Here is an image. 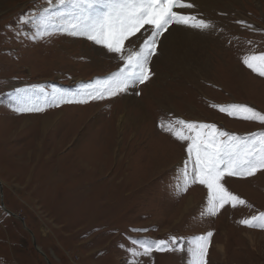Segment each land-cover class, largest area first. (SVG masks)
Masks as SVG:
<instances>
[{
    "label": "rangeland",
    "instance_id": "374dc122",
    "mask_svg": "<svg viewBox=\"0 0 264 264\" xmlns=\"http://www.w3.org/2000/svg\"><path fill=\"white\" fill-rule=\"evenodd\" d=\"M44 4L0 0V264H192L188 247L209 231L207 264H264V229L240 223L264 212V170L225 177V187L247 204L208 215L206 186L181 190L187 142L160 127L162 119H182L240 136L264 133V123L219 110L244 104L264 113V77L243 63L264 53V0L193 2L185 11L213 27L166 32L145 83L105 99L18 113L10 107L17 88L77 91L123 65L84 37L29 39L35 24L20 17ZM172 236L182 238L183 251H129L134 240Z\"/></svg>",
    "mask_w": 264,
    "mask_h": 264
},
{
    "label": "snow or ice",
    "instance_id": "6c2138e0",
    "mask_svg": "<svg viewBox=\"0 0 264 264\" xmlns=\"http://www.w3.org/2000/svg\"><path fill=\"white\" fill-rule=\"evenodd\" d=\"M57 6H60V11H51ZM193 8L195 5L189 0H45L44 6L35 15L20 17L23 24H35L29 39L42 40L58 34L84 37L102 46L108 53L117 54L123 65L116 72L103 79L97 78L77 91L58 87L47 91L43 85L17 88L10 107L18 113H39L64 103L105 99L145 83L152 75L150 64L161 37L172 25L199 30L213 27L206 19L185 14V10ZM24 35L27 36V33ZM243 63L264 77V53L246 55ZM219 110L230 116L264 123V113L248 105L219 106ZM160 127L179 141L187 142L181 190L187 191L190 185L196 183L206 186L208 215H217L226 205L237 207L247 204L246 200L230 192L222 181L225 177H252L264 170V133L240 136L221 130L216 124L182 119H162ZM240 223L264 229V212L242 219ZM212 236L209 231L191 242L187 251L192 264H207ZM183 250L184 242L177 236L153 242L134 240L129 249L133 257L150 256L153 251Z\"/></svg>",
    "mask_w": 264,
    "mask_h": 264
},
{
    "label": "bare ground",
    "instance_id": "6f19581e",
    "mask_svg": "<svg viewBox=\"0 0 264 264\" xmlns=\"http://www.w3.org/2000/svg\"><path fill=\"white\" fill-rule=\"evenodd\" d=\"M189 2L193 3L196 5V6H201L202 5V0H189ZM191 12V11H189ZM185 14H188V12L185 11ZM173 30H179V31H182V30H187L185 29L184 25H173L169 31L166 33L167 35H172L173 33ZM163 109L167 110V108H170V104L168 105H165V107L162 106ZM62 111V109L60 110H57V111H54V112H60ZM47 123V122H46ZM45 127V126H44ZM43 127V128H44ZM191 198L193 199V197L191 196ZM190 204H192V202L190 201Z\"/></svg>",
    "mask_w": 264,
    "mask_h": 264
},
{
    "label": "water",
    "instance_id": "95a60500",
    "mask_svg": "<svg viewBox=\"0 0 264 264\" xmlns=\"http://www.w3.org/2000/svg\"><path fill=\"white\" fill-rule=\"evenodd\" d=\"M0 187L2 188L3 186H2V184H1V182H0ZM2 196H3V191H2ZM3 206H5V204H4V202H3ZM5 208V207H4ZM9 211V210H8ZM9 212H11V211H9ZM13 215H15V216H17V217H19V219L23 222V224H24V226H25V220H24V218L23 217H20L18 214H16V213H14V212H11ZM26 227V226H25ZM34 244H35V246H36V248L38 249V251H40L41 253H43V251L39 248V246L37 245V242L34 240ZM45 256H46V254L45 253H43ZM50 264V263H49Z\"/></svg>",
    "mask_w": 264,
    "mask_h": 264
}]
</instances>
